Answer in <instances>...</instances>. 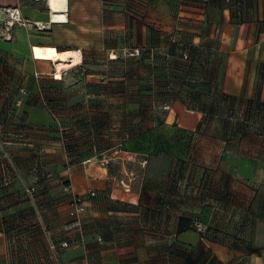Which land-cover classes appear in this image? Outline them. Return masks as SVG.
Masks as SVG:
<instances>
[{
    "label": "crops",
    "instance_id": "0c3cea01",
    "mask_svg": "<svg viewBox=\"0 0 264 264\" xmlns=\"http://www.w3.org/2000/svg\"><path fill=\"white\" fill-rule=\"evenodd\" d=\"M195 5L185 7L190 22L198 24L190 30L195 31L194 41L216 51L212 63L203 70L205 84L195 89V104L188 108L175 103L161 122H140L116 146H105L99 155L84 157L62 169L59 184L37 199L24 190L17 202L8 196L0 199V204L6 201V207L0 208V264H230L243 259L248 264H264V237L235 230V222L225 225L228 232L246 239L256 251L242 252L221 234L202 237L193 230L178 233L179 219L202 211L197 209H204L205 198L229 208H241L245 203L251 211L242 220L251 218L254 227L264 218V202L257 201L259 196L248 201L236 192L230 196L232 189L227 183L219 185V179L232 169L238 176L252 178L259 169L251 157L238 159L245 169H225L221 164L226 162L224 151L232 142L224 131L227 121L245 128L264 127V119L253 120L249 112L257 97L264 101V83H260L264 81V0H197ZM5 8H18L26 19H40L22 0H0V12ZM46 9L50 22L47 3ZM36 47L48 60L37 58L41 55L35 53ZM47 47L60 53L80 50L34 44L24 37H15L1 48L24 57L32 54L39 63H51L53 78L62 80ZM238 136L247 148L264 139L250 132ZM175 164L177 177L184 182L179 188L181 198L173 186ZM127 165L141 171L139 176L134 174L132 182L127 181L128 174H133ZM207 173L215 174L217 180ZM208 178L211 182L205 186ZM66 184L73 188L72 194L90 198L87 213L70 215L72 194L64 190ZM230 190L225 198L219 194ZM90 191L96 192V197H89ZM203 215L204 221L218 223L219 213L204 210ZM141 219L149 231L143 233ZM65 240L74 243L58 251L51 248L52 243Z\"/></svg>",
    "mask_w": 264,
    "mask_h": 264
},
{
    "label": "rangeland",
    "instance_id": "374dc122",
    "mask_svg": "<svg viewBox=\"0 0 264 264\" xmlns=\"http://www.w3.org/2000/svg\"><path fill=\"white\" fill-rule=\"evenodd\" d=\"M196 2L71 0L69 23L64 25L49 22L43 0H22L40 19L22 17L17 22L11 12L1 9L0 199L8 196L17 202L22 190L37 199L59 184L62 169L84 157L99 155L105 146H116L140 122H161L175 103L188 108L195 104V89L205 84L203 70L212 63L204 55L202 44L194 41L195 31H190L198 24L191 23L185 12V7H194ZM37 23L48 30H40ZM15 37L34 44L56 45L60 50L80 49L83 63L66 65L57 74L62 80H57L51 63H39L32 54L24 57L1 48ZM39 54L38 59L48 60L44 52ZM251 107L253 120L264 119L260 96ZM225 124V135L232 142L224 151L226 162L221 166L245 169L238 159L251 157L259 169L253 178L238 176L232 169L219 179V185L227 183L232 193L219 194L225 198L236 192L248 201L259 196L257 201L264 202V139L256 140L250 148L238 141L240 133L264 136V127H239L234 121ZM177 166L173 167V186L180 183L183 187ZM127 168L133 172L127 181L132 182L134 174L139 176L141 171L134 166ZM207 174L217 180L215 174ZM210 182L208 178L204 185ZM33 186L36 190L30 192ZM5 203L0 204L1 210ZM244 205L218 206L210 198L204 209H197L202 211L194 212L192 218L200 220L205 228L195 231L204 237L221 234L234 248L248 252L249 242L230 234L225 226L235 222V230L241 228L247 234L264 237V218L257 220L255 227L251 218L245 222L242 218L251 210ZM204 210L219 213L216 225L203 220ZM156 211L161 213V209ZM139 223L143 233L149 231L142 219ZM235 264L248 263L243 259Z\"/></svg>",
    "mask_w": 264,
    "mask_h": 264
},
{
    "label": "bare ground",
    "instance_id": "6f19581e",
    "mask_svg": "<svg viewBox=\"0 0 264 264\" xmlns=\"http://www.w3.org/2000/svg\"><path fill=\"white\" fill-rule=\"evenodd\" d=\"M42 1V0H41ZM47 3L48 10L50 13V23H67L69 21V0H44ZM8 11V9H7ZM9 11L16 12L13 8H10ZM18 19V17H16ZM44 30V28L42 29ZM40 49L36 47L35 53L39 54ZM46 52L50 56V61L56 63L57 74L62 72V69L66 65L72 64L74 66L80 65L83 63L82 51H67V52H58L55 48L47 47ZM53 63V62H52Z\"/></svg>",
    "mask_w": 264,
    "mask_h": 264
},
{
    "label": "built area",
    "instance_id": "2783aa9c",
    "mask_svg": "<svg viewBox=\"0 0 264 264\" xmlns=\"http://www.w3.org/2000/svg\"><path fill=\"white\" fill-rule=\"evenodd\" d=\"M227 2H229L230 0H226ZM7 11H9L10 8H5ZM16 12L13 13V11H9L11 12V16L16 19V17H18V19H16L17 22H20L21 21V13H20V10L18 8H13ZM7 11V12H8ZM13 19V20H14ZM38 25V28L41 30L43 29V27H41V24L37 23ZM72 187L71 185H66L64 190L70 194H72ZM89 197L91 198H94L96 197V192L94 191H90L89 193ZM90 199V198H89ZM89 199L88 198H85L84 196H81V195H75V194H72V198L70 199V215L71 216H78V215H81V214H85L88 212L89 210ZM195 228L197 230H199V232H202L204 231V226L202 225V223L200 222H197L195 223ZM71 245V243H69L68 241H63V242H60L59 243V246H61L62 248H68L69 246ZM57 245L55 244H52L51 245V248L53 250H57ZM230 264H235V263H230Z\"/></svg>",
    "mask_w": 264,
    "mask_h": 264
},
{
    "label": "trees",
    "instance_id": "16d2710c",
    "mask_svg": "<svg viewBox=\"0 0 264 264\" xmlns=\"http://www.w3.org/2000/svg\"><path fill=\"white\" fill-rule=\"evenodd\" d=\"M232 1L233 0H230L229 1V3H232ZM202 46V45H201ZM203 47V46H202ZM201 47V48H202ZM203 49L205 50V56H206V58L209 60V61H211L212 62V59H213V56L215 55V53H216V51H215V49L213 48V47H203ZM120 146H122V147H124L123 146V144H121ZM175 183H177V182H175ZM180 183H178V185H175V194L177 195V197H179V198H181V195H182V193L181 192H179V188H180V185H179ZM66 185H69V184H66ZM65 185V186H66ZM32 188V187H31ZM65 188V187H64ZM36 190V186H33V188L32 189H30V192L31 191H35ZM180 193V194H179ZM207 200H210V198H205L204 199V202H203V205H206V201ZM179 224H178V233H182V232H185V231H188V230H193V231H195V223H197V222H201L200 220H198V219H193V218H189V217H181L180 219H179ZM202 237H204V236H202ZM65 241H68L69 243H74V241H72V240H65ZM60 242H63V241H60ZM59 242V243H60ZM59 243L57 244V243H52V244H55V245H57L58 247H57V250L56 251H58V250H60L62 247L61 246H59ZM248 247V252H250V251H256V249H252L251 248V246L250 245H248L247 246ZM63 249V248H62Z\"/></svg>",
    "mask_w": 264,
    "mask_h": 264
}]
</instances>
